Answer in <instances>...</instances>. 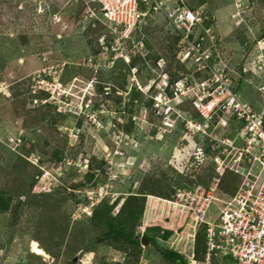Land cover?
Listing matches in <instances>:
<instances>
[{"label":"rangeland","instance_id":"374dc122","mask_svg":"<svg viewBox=\"0 0 264 264\" xmlns=\"http://www.w3.org/2000/svg\"><path fill=\"white\" fill-rule=\"evenodd\" d=\"M184 1L213 20L235 92L260 107V81L243 67L261 52L264 0ZM85 8L81 0H0V202L9 203L0 210V264H178L150 242H99L106 228L93 222L94 210L113 204L112 216L123 214L139 239L152 227L173 231L163 242L189 255L195 219L173 202L196 184L211 185L224 146L185 128V118L199 116L190 101L181 118L154 107L164 74L177 80L192 71L162 14L148 15L127 43H144L130 64L110 67L100 42L110 36L101 23L84 24ZM132 67L138 85L126 89ZM147 79L156 82L150 90ZM240 181L227 171L219 198ZM221 206H211L209 219Z\"/></svg>","mask_w":264,"mask_h":264},{"label":"built area","instance_id":"2783aa9c","mask_svg":"<svg viewBox=\"0 0 264 264\" xmlns=\"http://www.w3.org/2000/svg\"><path fill=\"white\" fill-rule=\"evenodd\" d=\"M81 1L86 6L84 24L101 23L110 36L103 34L100 38L103 50L111 51L105 60L110 67L120 60L130 64L137 48L144 46L143 42L127 43L148 15L160 13L165 17L175 35L177 57L192 71L190 76L174 82L164 74L153 97L154 107L159 114L168 117L173 111L181 118L179 107L190 101L199 116L185 118V128L192 135L203 134L224 146L221 155L214 158L218 177L211 185L196 184L191 190L179 192L173 203L193 214V243L200 226H206L204 264L215 259H228L232 264H264V36L257 41L261 52L248 63L250 67H243L244 72H251L260 81L256 87L261 105L257 107L241 100L235 92L230 68L219 52L221 39L216 26L200 8H192L184 0ZM130 70L132 85H138L134 76L137 68ZM199 73L206 76L199 78ZM147 83L145 89L150 90L156 82L150 79ZM230 128L235 131L233 138L226 133ZM227 171L238 174L241 181L233 195L221 199L217 191ZM215 202L222 206L209 219ZM85 210L92 216L88 207ZM194 249L186 255L190 264H198Z\"/></svg>","mask_w":264,"mask_h":264},{"label":"trees","instance_id":"16d2710c","mask_svg":"<svg viewBox=\"0 0 264 264\" xmlns=\"http://www.w3.org/2000/svg\"><path fill=\"white\" fill-rule=\"evenodd\" d=\"M205 24L206 25L208 24L207 21ZM126 79L127 77L125 76V81ZM175 79L176 78H173V80L171 79L170 81L173 82ZM129 197H137V196L131 194ZM0 205H1L0 210H7L9 203L4 202V204H2L1 201ZM113 207H114L113 204L102 203L94 210V215L92 218L93 222L97 225L102 224L106 228L105 236L103 238H99L98 241L99 242H102L103 240H110L116 242L119 241L121 242L120 248H125V246H127L128 248V244L133 246L134 248H138L142 244L141 239L137 238V236L132 231L129 230L128 223L126 221L124 222L123 219H121V216H123V214L120 215V217L112 216ZM205 229L206 226L201 225L197 232V236L195 240L196 246L194 249L195 258H197V260L198 258L205 257V251H206ZM151 230H155V231H147V233H145V236L151 243V246L158 249L162 257L172 262H176L178 264H188L185 262L186 255L184 254V252L182 253V250L177 249L175 246H169L166 243H164V242H168V239L173 235V231H170L168 229L162 230L160 227H152ZM158 231L162 232L161 237L159 235L160 232ZM68 264H76V263L73 259L69 261Z\"/></svg>","mask_w":264,"mask_h":264},{"label":"water","instance_id":"95a60500","mask_svg":"<svg viewBox=\"0 0 264 264\" xmlns=\"http://www.w3.org/2000/svg\"><path fill=\"white\" fill-rule=\"evenodd\" d=\"M131 81H132V75L131 74H128L127 75V85H126V89H130V87H131ZM141 239H142L143 244H148L149 243V240L147 239V237L145 235H143L141 237ZM185 262L186 263H190V260L186 258L185 259Z\"/></svg>","mask_w":264,"mask_h":264},{"label":"clouds","instance_id":"9594fccd","mask_svg":"<svg viewBox=\"0 0 264 264\" xmlns=\"http://www.w3.org/2000/svg\"><path fill=\"white\" fill-rule=\"evenodd\" d=\"M130 74V73H129ZM143 235H145V233L143 232L142 234H141V237L143 236ZM197 236V235H196ZM141 237H140V239H141ZM137 238H139V236L137 237ZM141 241H142V239H141ZM143 243V242H142ZM31 250H32V248H31ZM33 253V252H32ZM38 255V254H37ZM41 256V255H40ZM187 257V256H186ZM186 257H185V259H186ZM188 259V258H187ZM188 264H190V263H188Z\"/></svg>","mask_w":264,"mask_h":264}]
</instances>
